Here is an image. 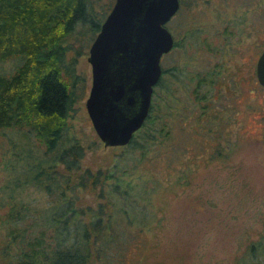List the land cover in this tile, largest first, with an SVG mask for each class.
Returning a JSON list of instances; mask_svg holds the SVG:
<instances>
[{"label":"rangeland","instance_id":"obj_1","mask_svg":"<svg viewBox=\"0 0 264 264\" xmlns=\"http://www.w3.org/2000/svg\"><path fill=\"white\" fill-rule=\"evenodd\" d=\"M179 1L166 24L174 48L161 59L164 89L155 101L167 115L169 137L156 142L149 158L129 174L130 182L147 192L149 230L110 250L102 264H264V88L255 76L264 49V0ZM113 3L89 0L95 20ZM95 36L78 24L64 43L65 61L80 80L61 144L82 147L81 172L92 173L111 172L125 159L135 160L131 167L140 158V152L125 147L105 148L87 115V59ZM16 65L1 63L0 74L10 75ZM195 75L206 77L202 87L192 80ZM199 88L200 103L192 95ZM14 149L45 153L27 130L0 132V264L8 259L2 251L10 205L35 210L36 216L54 205L33 179L23 182L27 166L8 157ZM120 202L107 199L106 188L99 187L83 189L76 199L85 211L101 206L108 212L111 203Z\"/></svg>","mask_w":264,"mask_h":264},{"label":"trees","instance_id":"obj_2","mask_svg":"<svg viewBox=\"0 0 264 264\" xmlns=\"http://www.w3.org/2000/svg\"><path fill=\"white\" fill-rule=\"evenodd\" d=\"M111 8L95 20L89 0H0V64L17 63L10 75L0 74V132L27 130L44 148L41 157L31 150L23 155L15 149L8 157L26 164L23 182L33 179L54 202L37 216L35 210L10 205L2 251L8 258L6 264H102L110 250L127 246L137 233L149 230L145 226L147 192L130 182L129 174L149 158L156 142L161 144L169 137L167 115L159 112L161 104L155 102L157 91L164 89L163 74L145 122L124 146L140 152L138 163L130 167L135 160L125 159L111 172H81L82 147L76 143L61 147L80 80L73 64L65 61L64 43L78 24L87 25L97 35ZM192 80L201 87L206 83V77L199 75ZM192 95L199 103L204 99L198 89ZM61 166L62 172L55 170ZM97 187L106 188L107 199L119 198L121 206L111 203L108 212L101 206L88 211L79 208L78 193ZM26 219L29 223H21Z\"/></svg>","mask_w":264,"mask_h":264},{"label":"water","instance_id":"obj_3","mask_svg":"<svg viewBox=\"0 0 264 264\" xmlns=\"http://www.w3.org/2000/svg\"><path fill=\"white\" fill-rule=\"evenodd\" d=\"M179 8V0H114L87 59L91 85L85 108L105 148L126 146L145 122L161 59L174 46L166 24ZM255 76L264 88V49Z\"/></svg>","mask_w":264,"mask_h":264},{"label":"flooded vegetation","instance_id":"obj_4","mask_svg":"<svg viewBox=\"0 0 264 264\" xmlns=\"http://www.w3.org/2000/svg\"><path fill=\"white\" fill-rule=\"evenodd\" d=\"M180 6H181V4H180ZM176 14H177V13H176ZM173 48H174V46H173ZM173 48H172V49H173ZM171 51H172V50H171ZM171 51H170V52H171ZM170 52H169V53H170ZM169 53H168V54H169ZM166 55H167V54H166ZM164 56H165V55H164ZM164 56H163V57H164ZM162 74H163V72H162ZM161 76H162V75H161ZM157 84H158V83H157ZM155 87H156V86H155ZM155 87H154V89H155ZM154 89H153V91H154ZM199 90H200V89H198V92H199ZM152 96H153V94H152ZM151 101H152V99H151Z\"/></svg>","mask_w":264,"mask_h":264}]
</instances>
